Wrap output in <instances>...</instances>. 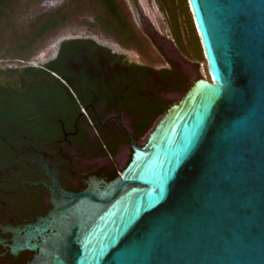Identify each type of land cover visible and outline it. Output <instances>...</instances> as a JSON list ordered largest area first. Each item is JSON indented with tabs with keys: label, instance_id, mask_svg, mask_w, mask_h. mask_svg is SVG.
<instances>
[{
	"label": "water",
	"instance_id": "1",
	"mask_svg": "<svg viewBox=\"0 0 264 264\" xmlns=\"http://www.w3.org/2000/svg\"><path fill=\"white\" fill-rule=\"evenodd\" d=\"M127 1L138 20L142 1ZM188 1L210 79L103 187L52 178L31 264H264V0Z\"/></svg>",
	"mask_w": 264,
	"mask_h": 264
},
{
	"label": "flooded vegetation",
	"instance_id": "2",
	"mask_svg": "<svg viewBox=\"0 0 264 264\" xmlns=\"http://www.w3.org/2000/svg\"><path fill=\"white\" fill-rule=\"evenodd\" d=\"M118 46L74 38L41 65L0 61V264H31L44 256L52 178L67 192L103 187L119 170L114 158L128 146L131 160L133 146L147 142L140 144L148 114L167 94L182 91L178 66L189 83L178 60L150 66L156 70L149 76L142 68L149 65ZM8 110L19 117L15 123H5Z\"/></svg>",
	"mask_w": 264,
	"mask_h": 264
},
{
	"label": "trees",
	"instance_id": "3",
	"mask_svg": "<svg viewBox=\"0 0 264 264\" xmlns=\"http://www.w3.org/2000/svg\"><path fill=\"white\" fill-rule=\"evenodd\" d=\"M40 2L41 0H0V60H29L60 31L74 24L86 25L91 29H101L107 36L116 38L118 43L127 48H131L132 42L142 41L126 0H66L54 9L40 11L29 16L31 8ZM178 2L180 6L188 10V0H178ZM175 10L174 6L170 8L172 27L175 36L182 44ZM188 16L198 49L202 52L204 49L200 35L194 28L193 15L188 12ZM142 68L149 76L152 71L156 70L150 66ZM178 68L175 71L176 76L179 77L176 88L184 90L188 86V79L178 72ZM172 105L170 100L164 99L162 104L148 114L145 127L147 132ZM15 114L16 112L8 110L4 116L5 123H15L19 118ZM120 173L121 171L118 170L110 175L111 180Z\"/></svg>",
	"mask_w": 264,
	"mask_h": 264
},
{
	"label": "rangeland",
	"instance_id": "4",
	"mask_svg": "<svg viewBox=\"0 0 264 264\" xmlns=\"http://www.w3.org/2000/svg\"><path fill=\"white\" fill-rule=\"evenodd\" d=\"M65 1L66 0H41L40 3L31 8L29 16H33L40 11L54 9ZM141 1L143 5L142 14L138 16L139 18L137 20L131 6L126 0L133 21L142 38V41L132 42V46L129 48V51H126V54L132 61L144 63L158 69L168 66L166 63V59L168 58L178 60L182 64L183 72L189 77L188 86L179 93H170L165 96L172 104L178 103L184 97L188 88H190L197 79H210L205 53L204 51L200 52L198 49V44L195 41L194 32L189 20L188 12L192 13L189 1L187 2L188 10L180 6L178 0ZM172 6L176 9L175 14L181 32L182 44L178 41L175 42L173 39L174 29L172 27V14L170 11ZM90 20H92V18H90ZM193 23L195 30H197L194 18ZM74 38H93L97 42L112 43L115 48H119L116 38L107 36L101 29H91L86 25L74 24L60 31L57 36L52 38L44 48L29 60L19 61L2 59L0 61L12 64L33 62L36 65H41L56 54L59 46L64 40ZM190 39H192L191 42H189ZM164 115L165 113L152 124L146 135L142 137L140 140L141 145L147 141L150 133ZM130 153L131 151L128 146H126L124 150L114 158L120 171L126 167L130 158Z\"/></svg>",
	"mask_w": 264,
	"mask_h": 264
}]
</instances>
